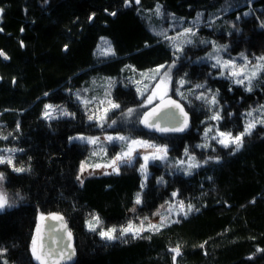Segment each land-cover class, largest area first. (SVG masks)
<instances>
[{
  "label": "trees",
  "instance_id": "16d2710c",
  "mask_svg": "<svg viewBox=\"0 0 264 264\" xmlns=\"http://www.w3.org/2000/svg\"><path fill=\"white\" fill-rule=\"evenodd\" d=\"M223 1L228 0H140L139 4L129 0L125 6V0H0V51L8 56L7 60L0 56V135L8 137L0 139V147L23 149L13 153L14 165L29 169L16 173L7 164L0 165L6 176L4 188L15 200V206L0 212V249L7 250L0 256L1 264L4 260L39 264L31 255L32 239L35 236L38 244L36 226L48 214L66 220L75 242L73 264H173L169 249L177 246L178 264H264V125L244 137L240 151L218 148L205 155L195 150L209 117L205 107L190 108L174 95L172 86L169 95L189 112L191 129L183 135L151 133L139 121L159 100L142 107L145 98H138L131 85L116 83L112 99L120 107L112 114L115 132L166 145L172 158L187 148L208 163L191 175L171 173L158 162L150 164L136 216H149L173 192L198 211L158 232L144 231V238L129 234L112 241L87 230L86 221L96 215L104 229L126 224L140 190L138 164L122 166L119 174L87 177L79 184L76 178L87 147L69 141L74 135L100 132L71 100L72 91L84 87L92 76L122 79L126 67L144 72L174 65L172 83L182 78L218 92L220 131L233 135L243 131L245 112L264 105V78H260L264 72L251 92L233 86L205 60L208 45L189 47L175 58L142 16L159 4L177 18L192 19L200 11L214 12L217 18ZM229 8L224 19L238 24V32L217 19L212 32L202 28L201 37L227 45L231 55L264 56V0H232ZM247 11L249 15L243 16ZM102 37L114 51L108 60L94 56ZM47 103L64 105L73 117L46 121L42 115ZM129 108L137 111L123 117Z\"/></svg>",
  "mask_w": 264,
  "mask_h": 264
},
{
  "label": "snow or ice",
  "instance_id": "6c2138e0",
  "mask_svg": "<svg viewBox=\"0 0 264 264\" xmlns=\"http://www.w3.org/2000/svg\"><path fill=\"white\" fill-rule=\"evenodd\" d=\"M46 2V0H45ZM136 3L139 4L140 0H136ZM129 5V0H125V6ZM0 12H2V9H0ZM111 15H115V13H110ZM153 14L157 18H161L165 16V13L162 10V6L157 4L155 8L153 9ZM249 13L245 12L244 15L247 16ZM201 14L198 13L196 20L193 21L192 27H185L182 29V31L178 32L176 36H169L167 29H161L159 31L154 30V35L160 37L161 39L167 41L169 43V46L173 48L175 52H181L183 50L184 45H190L193 43L192 37H195L197 35L196 32V25L200 21ZM91 19V18H90ZM175 17L172 16V20L175 21ZM237 19H240L238 16ZM264 26V25H262ZM183 40L182 44H177L176 41ZM103 40L104 45H108L107 40ZM201 43H209L208 41H201ZM212 43V52L209 53V55L205 59H213L214 63L212 64L213 68H218L220 70V75L225 77L226 79H231L232 82L236 85L243 86L245 88V91L251 92L253 89V80L257 79L260 72L264 71V56L258 57L255 62L248 61L247 57L241 54V59L243 60L242 64H237L236 61L231 59H222L219 53L226 51L227 45H217L215 42ZM21 47H23V43H21ZM66 50V49H65ZM101 54L108 56V55H114V52L110 46H107L100 50ZM0 56H2L5 60L8 59V56L3 52L0 51ZM252 63V68L249 69V64ZM174 65H170L168 67V70L165 71L163 74L160 73V68L163 66H159L155 70L157 76L159 77L158 82L155 85L156 89H159L162 85H165L167 81L170 80V70L171 67ZM142 76H145L146 74H141ZM156 76L150 77L149 79H156ZM264 78V77H260ZM179 87H183L186 83L185 80L181 79L177 82ZM179 87L176 89L177 94L181 96V99H186L184 97L183 93H180ZM204 84H196L193 89L190 90V94L195 92L198 89H204ZM148 90V86L145 85V91ZM231 91V89H229ZM137 92L140 96H144V91H141V89L138 87ZM47 95V93L45 94ZM107 95V93H106ZM167 96V93L164 92L163 94L157 96V92L155 90H152L151 94L147 96L146 98V104H152L154 99H160L161 104L160 105H154L151 111L144 112L142 114V119H140V123H142L147 128L155 129L157 132H183L185 128L188 127V114L184 111V108L181 106V104L175 100H172L168 98L165 100ZM218 92H211V90H208V94L205 92H200L195 96V99L201 100L203 103L211 105V109L213 111V115L210 117L213 121H219L222 119L220 112L216 110V106H218L219 101L217 100ZM77 99L80 100V96H77ZM82 103L87 104V101H81ZM104 101H101V104H103ZM107 103L111 106L112 109H117L120 107L119 104L113 102L112 100H108ZM141 106H145V102H142ZM51 105H45V113L44 116L46 119H53L54 117L49 112V109H51ZM173 109L179 110V115L183 117L182 120L178 119L177 113L173 111ZM105 113L109 111V109H104ZM136 109L129 108L126 112L122 113V116L127 118L130 117L134 112H136ZM259 113V117H254L253 113ZM61 114L64 116L71 115L67 111L61 110ZM246 117H249L251 119H248L245 122L243 131L239 132L236 135H233L232 132H225L220 131L218 128L216 129V132L214 135H212L210 138L211 140L216 141V143L222 145L224 148H232L233 154L235 152L240 151V149L244 145V137L251 135L252 131L256 128L257 124L264 125V105L260 106V108H254L250 111H248L246 114ZM93 116H89V120H92ZM101 120L104 118L101 117ZM117 121L113 120L112 124H116ZM100 127H103V123L99 124ZM111 127V125H109ZM17 128H19V125H17ZM212 131V128H206L204 133V140L205 143L197 145V147L206 149L210 147V145L207 143L209 139V132ZM11 135V133H9ZM7 136L0 135V139H7ZM71 140H80V141H86L88 144L96 145L99 142V137H70ZM104 140L109 143L113 142H121V152L118 153L115 158L111 162V166H113V172L116 174H119V168L122 163H128L131 164L135 157L133 155L134 152L137 151L138 148L145 150V155H143L144 164L140 166V171L142 175L145 176V179L147 178V166L150 161L152 160H166L167 159V146H161L154 143H150L146 140H138V139H130L129 137L117 135V136H105ZM18 151H23V149H17V148H8V149H0V165L7 164L9 167L12 168V171L16 173H22L25 171H28L29 169H26L24 167H17L14 165V159L11 155H5L4 153H16ZM215 151V149H213ZM185 157L189 161L187 164V168H184L185 161L180 160L177 162V166L181 167V170L184 171L185 175H191V170L198 168L201 165L200 162L196 160V157L194 155H191L188 151V149H185ZM215 160V162H219V157H209V160ZM203 163H208V161H203ZM99 167V165H97ZM84 170V165H81V171ZM109 173H105V175H108ZM77 179L79 180L80 177L78 176ZM6 180L5 173L0 171V212L5 211L7 208H11L15 206V200L12 199L8 192L4 188V182ZM163 178H161L158 183H162ZM83 181L81 180V184ZM144 187V184L142 182L141 188ZM17 196H19V193H16ZM177 196L176 192L172 193V197L175 198ZM22 199V197H21ZM136 204L141 203L140 194L137 193ZM178 208V215L182 214L185 217L188 215V213L192 211H198V209H194L193 205L187 204L185 205L183 201H179L176 205H170L169 206V212H171L173 209ZM132 211H135V209H132ZM159 215V213H157ZM51 219H56L63 221L62 216L53 215L50 217ZM43 219V217H41ZM148 218L145 217L144 220H147ZM167 217L161 216L160 223L157 224H144V221H141V224L139 226H134L131 222L126 227H121L120 229H117L115 227L104 229L100 227V230L98 232V235L102 240L112 241L118 238H122L125 236H128L131 234V237L133 239L135 238H144L141 236V232L143 231H153L158 232L162 227L167 226L166 225ZM92 221H95V223H92ZM172 223H177L178 221L173 220ZM101 221L98 216L93 215L92 219L87 222L89 231L96 232L97 228L100 226ZM66 230V225L64 226ZM37 231L39 232V226H37ZM67 235L69 237V240L71 239V232H67ZM71 244H68L66 248H59L57 250L45 252L43 249L38 253L37 251V239L34 236L32 239V247H31V255L32 257L39 262V264H48V261H53V264H59L61 260L67 259L71 260L72 256L74 255V250L67 251L66 249H71ZM203 247V245H201ZM6 249H0V256H3L6 254ZM170 252L173 253L172 261L173 264H178L177 257L181 255L180 246H177L176 248L169 249ZM257 251H261L260 249H257ZM2 264H8L7 260H4Z\"/></svg>",
  "mask_w": 264,
  "mask_h": 264
},
{
  "label": "rangeland",
  "instance_id": "374dc122",
  "mask_svg": "<svg viewBox=\"0 0 264 264\" xmlns=\"http://www.w3.org/2000/svg\"><path fill=\"white\" fill-rule=\"evenodd\" d=\"M231 5H232V0L223 1L222 6L218 10V12L221 11L222 14L217 15V18H214V12L206 11V13H205L203 11H200V12H197L195 17L192 18V19H182V18H177L175 15L171 14L170 12L164 11L163 9L162 10L165 13V16L161 17V18H157L153 14V9L155 7L153 9H151V10H146L145 13L142 16H143V20L146 23V26L151 31V33L154 34V30L155 31H159L161 29H167L169 36H176L177 33L182 31L183 28L192 27L193 26V21L196 20L197 14L198 13L201 14L200 21L196 25L197 35L195 37L191 38L193 40V43L190 44V45H184L183 46V50L181 52H175L173 50V48L170 47L171 50L174 52L175 58H181L183 56V52L187 48L196 47L197 45H199L201 43V41H205V38L201 37L202 31H203L202 28L206 27L208 31L212 32V30L214 29V24H213L214 22L213 21H215L217 19H220L222 25L225 26L226 28L231 29V30H236V32H238V29H237L238 28V24H236L234 21L229 22V21L224 19L226 17V15L229 12H231L230 10L232 8H229V6H231ZM248 5L250 6L251 3H249ZM172 16H174L176 18L175 21L172 20ZM243 16H245V15H243ZM263 23H262V25H263ZM156 37H158V36H156ZM102 38L104 40L108 41V45H104ZM102 38H100V40H99V42H98V44H97V46L95 48L94 56L98 60H108L113 55L105 56V55L101 54L100 50L105 48V47H107V46H110L112 48V45H111L110 41L107 38H104V37H102ZM158 38H160V37H158ZM161 40L164 41L163 39H161ZM212 42H214V40ZM176 43L177 44H182L183 40L182 39L178 40V41H176ZM168 45H169V43H168ZM206 45H208V48H209V51H208V53L206 55V57H207L209 55V53L212 52V43L211 42L210 43H206V44L203 43V47L206 46ZM217 45H224V44H217ZM112 50H113V48H112ZM242 53H239L238 55H231L230 52L228 51V48H227L226 51L219 53V55L221 56L222 59L234 60L239 65V64L243 63V60L241 59V54ZM243 55L245 57H247L248 61H250V62H255L258 57H261V56H257L255 58H252V57L246 55L245 53H243ZM205 60L211 66L215 62L214 58L211 59V60H209V59H205ZM158 67H156V68H158ZM173 67H171V70H170V73H169L170 80L167 81L165 85H162L159 89L155 88V85H156V83L159 80V77L157 76L155 71L148 70V71H144V72H142V71L138 72V71L133 70L131 67H126L123 70V74L124 75H123L122 79H117V78H113V77H104V76H100V75L92 76V77H90V79L88 80V83L84 87H82L80 89H75V90L72 91L71 100L74 101L84 113H86L87 120L89 122L90 121L93 122L94 123V127L100 131L96 135L78 134V135L72 136V137H79V136H83V137H99L100 138L99 142L96 145L88 144L86 141H80V140H71L70 141L69 140L70 142H77L79 144H84L87 147V154H86L85 158L81 161V163L79 165V170H78L77 177L79 176L80 179L78 180L76 178L77 183L80 184L81 180L83 181L87 177L102 176V175H105L106 172L109 173V174H114L115 173V172H113V166H111V162L115 158V156L118 153L121 152V142H113V143L106 142L104 140L105 136L121 135V136L129 137L130 139L146 140V141H149L150 143L157 144V143H155L153 141H150V140H147V139L135 138V137H132L131 135H127L125 133L115 132L113 130L114 124H112V121L114 120L112 118V114H113V112L116 109H112L111 106L107 103V101L109 99L113 101V99H112V91H113V88L115 87V84L118 83V82H123L125 84L131 85L136 90V94H137L138 98H142V99L145 98L144 99L145 104H146V98H147L148 95L151 94L152 90H155L157 92V96L163 94L164 92H166L167 96H169V94H170V92L172 90V86H173L174 95L176 97H178L179 99H181V96L179 94H177L176 89L179 87L177 82L180 81L182 78L175 79L174 83L171 82ZM156 68H154L152 70H155ZM251 68H252V63L249 64V69H251ZM214 69L218 70V76H219L220 75V70L218 68H214ZM167 70H168V67L165 68L163 66V67L160 68V73L163 74ZM262 72H264V71H262ZM262 72H260V74ZM142 73L146 74V75L142 76L141 75ZM259 75H258V77H259ZM153 76H156L157 78L150 80L149 78L153 77ZM219 77H222V78L226 79L225 77H223L221 75ZM226 80H228L230 82V84L233 85V86H240V85L234 84L231 79H226ZM256 81H257V79L253 80V82H252L253 86H256V84H255ZM145 85L148 86V90L147 91H145ZM194 86L195 85H192V84H190V83H188L186 81V83L184 84L183 87H179V91H180V93H183L184 97H186V99H183V100L185 102L187 101L186 103L188 104V106L190 108L191 107H197V109H199V107L202 106V107H205L207 109L208 113H209V117L206 120H204V122H203L204 126H203V129L201 131L200 141L195 145V150L203 151V153L205 155H208V153H214L216 151V149H218V148H224L222 145L216 143V141L211 140V138H210L212 135L215 134L216 129H217V124H218L219 121H213V120L210 119V117L213 115V111L210 110L211 107H212L211 105L205 104L201 100L195 99V96L197 94H199L200 92H205L206 94H208V90H210V89L205 87L204 89H198L195 92L190 94V90L193 89ZM138 87L141 89V91H144V93H145L144 96H140L138 94V92H137V88ZM240 87L244 88L243 86H240ZM211 92H215V91L211 90ZM106 93H107V95H106ZM77 96H80L81 99L78 100ZM158 100H160V99H158ZM81 101H87V104L82 103ZM101 101H104V103L101 104ZM190 104H194L195 106H192ZM45 105H51L52 106V108L49 109V112L54 117L53 119H50V120L45 118V116H44L45 106H44L42 117L46 121H52V120L59 119V118H71V117H73V114L64 105H54V104H50V103H47ZM106 108L109 109V111H107V113H105V111H104V109H106ZM258 108H260V107H258ZM61 110L67 111L71 115L64 116V115L61 114ZM216 110L219 111V112L221 111L220 104H218V106H216ZM247 112H245V114ZM90 115L93 116L92 120H89V116ZM259 115H260L259 113H256V112L253 113L254 117H259ZM101 117H103L104 119L101 120L100 119ZM244 117H245V122L248 119H251L249 117H246V115H244ZM100 123H103L104 126L100 127L99 126ZM109 125H111V127H109ZM258 125H260V124H257V126ZM206 128H212V131L209 132V134H208L209 139L207 141V143L210 145V147H208L206 149H202V148L197 147V145L205 143V140L203 138H204V133H205V129ZM157 145L165 146L163 144H157ZM0 149H8V147H0ZM167 149H168V151H167V159L166 160H152V161L149 162L148 166L150 164H152V163L158 162L159 164H161L163 166V168H165V167H166V169L168 168L171 173H180V172L184 173V171L181 170V167L177 166V162L180 161V160H184L185 164H184L183 167L187 168V164L189 163V161L185 157V151L183 152L182 156L177 157V158H172V157H170L169 147L168 146H167ZM213 149H215V151H213ZM189 153L191 155H194L198 162H200L201 164L203 163L204 159L199 158L197 153H195V152L192 153L190 151H189ZM4 154L13 156V153H4ZM145 154L146 153H145L144 149L138 148L137 151L133 153V155L135 157H137V158L134 159L131 164L122 163L120 165V168H121L124 165H134L135 163L138 164L137 165V172H138V174L140 176V190L137 193L140 194V198H141V193L146 188L147 179L150 176V171L148 170V166H147V178L146 179H145V176L142 175V173L140 171V166L142 164H144L143 155H145ZM82 164L84 165V170L83 171H81V165ZM97 165H99V167H97ZM120 168H119V170H120ZM142 182L144 184L143 188H141ZM137 193L135 194V197H134V205L128 211L129 218H128L126 224L123 225V226H118V227L112 226V227L120 229L121 227H126L129 224V222H131L134 226H139L141 224V221H144L145 225H147L149 223L158 225L160 223L161 216L167 217V220H166V225H167V224L171 223V221H173V220H177V219H179L181 217H185L182 214H180V215L177 214L178 211H179L178 208H175L171 212H169V206L170 205H176L180 201L176 197L175 198L171 197L169 200H167L164 203L160 204L149 216H146L148 218L147 220H144L145 217L136 216V210H137L138 204L135 203V200H136ZM185 205H187V204H185ZM132 209H135V211H132ZM157 213H159V215H157ZM191 213H188V215L191 214ZM92 216L93 215H90L88 220L86 221L85 227H86L87 230H89L87 222L92 219ZM92 223H95V221H92ZM100 227L103 228L102 224H100V226L97 228V231L100 230Z\"/></svg>",
  "mask_w": 264,
  "mask_h": 264
},
{
  "label": "water",
  "instance_id": "95a60500",
  "mask_svg": "<svg viewBox=\"0 0 264 264\" xmlns=\"http://www.w3.org/2000/svg\"><path fill=\"white\" fill-rule=\"evenodd\" d=\"M168 98L179 102L181 104V106L184 108V111L188 114V127L185 128V130L183 132H157V131H155V129L145 127L142 123H140V125L145 130H147L151 133L183 135L191 129L190 114L185 109L184 105L178 99L169 95L165 98V100H167ZM160 104H161V101L159 100L154 105H160ZM153 106L150 109H148L147 111H151ZM147 111H145V112H147ZM173 111H175L177 113L178 119H180V120L183 119V117L179 115L178 109H173ZM140 119H142V116L140 117ZM53 215L61 216L59 214H48V215L44 216L43 219H41L39 221V224L37 225V226H39V232L37 231V226H36V232H37V237H38V244H37L38 253L41 251V249H43V251H45V252H49V251L57 250L59 248H66V246L68 244H71L72 247H71V249H66V250L69 252L74 250V243H75L74 237H73L72 232L70 231V229L68 227L66 220L64 219L63 216H62L63 221L51 219L50 217ZM65 225H66V230L64 228ZM69 231L71 232V239L70 240H69V237L67 235V232H69ZM74 257H75V252H74V255L72 256L71 260L64 259V260H61L59 262V264H73L74 263ZM48 264H53V261L49 260Z\"/></svg>",
  "mask_w": 264,
  "mask_h": 264
},
{
  "label": "bare ground",
  "instance_id": "6f19581e",
  "mask_svg": "<svg viewBox=\"0 0 264 264\" xmlns=\"http://www.w3.org/2000/svg\"><path fill=\"white\" fill-rule=\"evenodd\" d=\"M248 12V11H247ZM173 52V51H172Z\"/></svg>",
  "mask_w": 264,
  "mask_h": 264
}]
</instances>
